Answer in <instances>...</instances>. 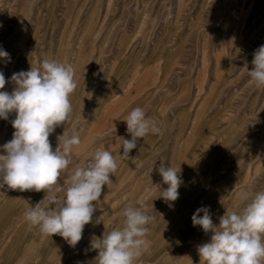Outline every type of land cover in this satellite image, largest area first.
<instances>
[{"label": "rangeland", "instance_id": "1", "mask_svg": "<svg viewBox=\"0 0 264 264\" xmlns=\"http://www.w3.org/2000/svg\"><path fill=\"white\" fill-rule=\"evenodd\" d=\"M261 45L264 0H0V47L11 57L0 59L4 91L14 89L13 73L45 59L75 70L71 120L49 137L53 150L64 130L75 127L81 140L60 182L97 148L118 163L75 248L25 221L44 191L0 189V264H94L91 241L122 228L123 209L139 199L154 220L136 264H200L197 247L211 233L193 226L196 209L210 207L218 225L264 191V88L248 75ZM136 107L161 131L140 138L126 160L123 119ZM14 118L0 119V146ZM161 163L181 170L173 207L154 186L167 187Z\"/></svg>", "mask_w": 264, "mask_h": 264}, {"label": "clouds", "instance_id": "2", "mask_svg": "<svg viewBox=\"0 0 264 264\" xmlns=\"http://www.w3.org/2000/svg\"><path fill=\"white\" fill-rule=\"evenodd\" d=\"M0 59L11 62L10 54L2 47ZM251 63V82L258 89L264 88V45L254 51ZM8 82L0 71V119L8 120L15 113L12 138L0 146V189L6 185L10 190L44 191V199L24 212L25 221L43 236L59 235L75 248L85 225L93 222L103 187L112 183L110 176L118 169L117 159L109 150L97 148L71 170L66 185L61 183L62 173L72 163V150L81 140L75 127L71 132L64 130L53 150L49 137L71 120L70 96L77 88L74 68L45 59L39 67L13 73L10 82L15 87L10 93L3 90ZM123 121L131 139L120 137L121 158L129 160L140 138L161 130L141 107L134 108ZM180 171L163 163L158 169L167 187L154 186L160 189L158 198L169 207L178 199L183 184ZM243 199L249 202L242 211L226 210L218 225L213 222L210 207L197 208L192 215L194 227L211 233L210 240L197 247L200 264H264V191ZM136 204L139 207L129 204L123 209L122 228L104 232L91 241V250L98 252L94 264H136L147 250V225L154 217L148 214L145 200L139 199Z\"/></svg>", "mask_w": 264, "mask_h": 264}]
</instances>
